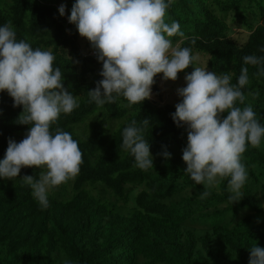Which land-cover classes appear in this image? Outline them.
<instances>
[{"label":"trees","instance_id":"16d2710c","mask_svg":"<svg viewBox=\"0 0 264 264\" xmlns=\"http://www.w3.org/2000/svg\"><path fill=\"white\" fill-rule=\"evenodd\" d=\"M60 1L0 0V26L10 20L18 41L51 50L64 88L79 97V107L61 114L50 131L69 132L83 154L79 174L49 190L47 208L19 182L41 169L22 168L16 180L0 179V264H249L252 245L264 248V139L243 153L248 178L238 203L228 200L229 178L200 199L203 185L184 172L187 128L172 119L181 98L168 100L160 74L151 98L140 105L121 107L127 103L122 97L99 107L89 102L87 92L102 79V63L67 22L76 0H68L64 16ZM230 16L249 33L242 44L229 34ZM165 19L178 22L185 34L172 37L173 45L206 57L208 71L230 72L236 84L241 68H248L246 100L237 106L250 104L264 125V75H254L264 64L243 62L246 55L264 57V0H172ZM196 66H201L198 60ZM13 104L7 92H0V160L9 139L19 143L30 128L17 124L23 109ZM145 119L153 157V168L146 171L135 167L134 157L122 148L123 129Z\"/></svg>","mask_w":264,"mask_h":264},{"label":"clouds","instance_id":"9594fccd","mask_svg":"<svg viewBox=\"0 0 264 264\" xmlns=\"http://www.w3.org/2000/svg\"><path fill=\"white\" fill-rule=\"evenodd\" d=\"M171 5L172 0H76L67 22L75 25L102 63V79L87 92L89 102L99 107L122 97L127 103L121 107L140 105L151 98L157 75L174 82L191 67L186 86L177 89L181 99L172 115L177 127L187 128L184 172L196 185H203L202 200L221 179L229 178L228 200L238 203L248 178L243 153L249 145L258 148L264 139V125L253 107L237 106L246 100L242 89L250 82L248 68H241L233 84L230 72L217 75L206 67H192L198 59L192 50L173 45L172 37L185 34L178 22H166ZM65 10V5L59 7L61 16ZM54 60L51 50L18 41L10 20L0 26V92H7L14 107H22L17 124L30 126L19 143L9 139L0 160V179L16 180L22 168L41 169L38 176L25 175L19 182L31 189L42 208L49 206V190L74 179L83 163L78 141L69 132L50 131L61 114L79 107V97L64 88ZM243 62L260 66L264 57L246 55ZM254 75H264V67ZM149 123L132 120L122 133V148L134 157V166L145 171L153 168L150 144L144 137ZM163 155L170 158L168 152ZM249 251V264H264V248L253 244Z\"/></svg>","mask_w":264,"mask_h":264},{"label":"rangeland","instance_id":"374dc122","mask_svg":"<svg viewBox=\"0 0 264 264\" xmlns=\"http://www.w3.org/2000/svg\"><path fill=\"white\" fill-rule=\"evenodd\" d=\"M68 0H61L58 3V7H60L61 5H65L67 4ZM67 13V6H66V10H65V14ZM262 22V21H261ZM228 23L231 27L230 30V36L233 37L235 40H237L239 43H243L245 41V39L248 37L249 33L247 32V30L243 27L242 23L240 21L234 22L231 18V16L228 19ZM82 47L83 45H85V40L82 41ZM198 62L200 63L201 67H206V57L203 56H198ZM186 83H185V77L180 80H176V81H164L163 80V87L165 88L166 92H167V97L168 100L171 102H174L177 99V89L185 87ZM112 124H115L114 122H111Z\"/></svg>","mask_w":264,"mask_h":264}]
</instances>
